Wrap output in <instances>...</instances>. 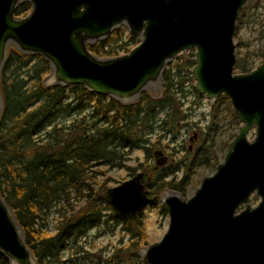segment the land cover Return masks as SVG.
<instances>
[{
  "label": "water",
  "instance_id": "water-1",
  "mask_svg": "<svg viewBox=\"0 0 264 264\" xmlns=\"http://www.w3.org/2000/svg\"><path fill=\"white\" fill-rule=\"evenodd\" d=\"M21 1L0 0V71L13 43L47 61L55 83L126 100L159 78L168 60L195 49V90L209 100L226 95L241 126L222 163L190 199L172 195L162 202L168 228L145 249L143 262L264 264V62L233 73V35L245 0H25L30 12L18 18ZM121 24L131 37H142L135 48L108 59L89 52ZM154 156L156 166L167 161L161 151ZM253 195L259 198L254 207ZM105 198L117 216L134 219L149 203L144 174L107 189ZM0 253L10 264H35L1 196Z\"/></svg>",
  "mask_w": 264,
  "mask_h": 264
},
{
  "label": "trees",
  "instance_id": "trees-1",
  "mask_svg": "<svg viewBox=\"0 0 264 264\" xmlns=\"http://www.w3.org/2000/svg\"><path fill=\"white\" fill-rule=\"evenodd\" d=\"M30 9V4L24 2L17 6L14 15L23 18ZM132 44H137L135 38H123L121 32L114 31L105 40L89 45L88 50L99 59H108L128 54ZM194 65L193 59L188 60L162 74V93L158 98L141 93L135 103L124 105L80 85L47 87V61L39 55L8 51L0 71V196L11 209L35 264H62L60 252L82 232L87 215L99 212L97 202L106 198L105 194L98 195L93 186L102 175L101 168H122L134 149L143 150L146 158H151L155 143H150L148 136L155 130L169 132L181 121L182 105L176 95L182 91L177 87L184 80L182 70ZM236 68L241 73L252 70L240 63ZM67 92L73 95L71 101H67ZM86 96L95 99L93 106L86 103ZM159 114L161 120L157 119ZM203 152L202 158L210 154L209 149ZM177 171L178 167L151 169L154 183L149 184L150 192L158 194L166 188L181 191L179 186L185 185L184 179L178 184L164 181ZM79 202H83V207L73 216V204ZM51 212L56 215L54 234L35 229L36 219ZM116 217L130 234L125 250L131 256L139 249L142 225L140 220L136 222L140 233L134 235L135 218ZM0 264H10L1 253Z\"/></svg>",
  "mask_w": 264,
  "mask_h": 264
},
{
  "label": "rangeland",
  "instance_id": "rangeland-1",
  "mask_svg": "<svg viewBox=\"0 0 264 264\" xmlns=\"http://www.w3.org/2000/svg\"><path fill=\"white\" fill-rule=\"evenodd\" d=\"M24 2L26 1L23 0L18 5ZM235 26L233 43L235 45L236 62L233 73L240 74L241 71L236 68L237 64H246L248 69L254 70L264 62V0H245ZM114 31L121 32L123 38L131 37L128 28L124 24L115 27L110 35ZM133 38L136 39L137 44L130 45L129 48L132 47L131 50L142 39L141 36ZM10 50L24 54L13 43H8L5 58ZM192 59L195 61V49L178 53L176 57L165 63L160 77L148 82L141 93H145L152 98H158L162 93V74L179 65V63ZM191 71L192 69L182 70L184 76H182V73L181 77H184V80L177 87L179 92L180 90L182 91V93L180 92L176 95V97L180 98L178 102L182 105L180 109L181 121L169 132L164 133L160 130H155L148 136L150 143H155L152 148L151 158H146L143 150L134 149L127 156L122 168H101L102 175L96 179V184L93 186L94 191L98 195L103 194L104 196L107 189L129 180L137 173L144 174V188L148 192L149 203L137 215L138 217H135L133 220L134 224H132V228L135 229L134 235L140 233L136 229V222L140 220L142 225L140 234L142 239H139L137 244L139 249L131 256L125 250L130 243V234L124 231V225L117 221L118 219L116 218L118 217H116L106 200L100 199L97 202L99 212L87 215L86 220L83 221L82 232L76 239L70 240L66 244L65 249L60 252L62 264H145L143 262L145 249L149 245L159 242L168 228L169 219L162 209V202L167 197H170L169 195H175L185 201L190 199L200 187L201 182L205 178L211 177L218 165L222 163L228 149L227 144L233 139V136L237 135L241 124L236 120L230 99L226 95L221 94L214 100H209L205 96L200 95L201 98L197 99L195 80ZM56 84L50 68V73L44 79V85L49 87ZM69 93L67 92L69 96L67 101H71L73 97ZM139 95L126 100H115L124 105L132 104L137 101ZM0 98L2 100L1 93ZM94 102L95 99L93 97L86 96V103L89 106H93ZM230 111L234 118L231 117ZM157 119L161 120L162 114H159ZM213 119L214 122L212 124L211 121ZM194 133L198 134V139L191 143L190 139ZM254 135V129H251L247 135L248 141H251ZM157 139H159L158 142H156ZM190 145L192 149L188 150ZM208 149L210 150L209 156L205 154L202 158L203 154L200 155L201 151L204 150L203 153H205ZM154 151H161L164 156L168 157L164 165L156 166ZM197 151H200L199 156L198 154L196 156ZM199 162H205L206 165H199ZM176 167H178V171L165 178L164 181H172L173 184H178L180 180L184 179L185 185L179 186L181 191L177 192L166 188L158 194L150 192L151 187L149 188V184L152 185L154 183V175L152 176L151 169L163 171ZM258 202L259 198L253 195L251 197V206H256ZM73 205V216H75L79 209L83 207V202ZM36 221L35 229L49 235L54 234L56 224L54 212L44 217L41 216Z\"/></svg>",
  "mask_w": 264,
  "mask_h": 264
},
{
  "label": "flooded vegetation",
  "instance_id": "flooded-vegetation-1",
  "mask_svg": "<svg viewBox=\"0 0 264 264\" xmlns=\"http://www.w3.org/2000/svg\"><path fill=\"white\" fill-rule=\"evenodd\" d=\"M194 135H196V138H195V139L193 138V140L191 141V139H192V137H193ZM193 136H192L191 139H190V142H191V143H193V141H195V140L198 139V134H197V133H194ZM191 149H192V146L190 145V146L188 147V150H191ZM163 156H164V155H163ZM165 157H166L167 160H168V157H167V156H165ZM154 159H155V161H156V157H155V156H154Z\"/></svg>",
  "mask_w": 264,
  "mask_h": 264
},
{
  "label": "bare ground",
  "instance_id": "bare-ground-1",
  "mask_svg": "<svg viewBox=\"0 0 264 264\" xmlns=\"http://www.w3.org/2000/svg\"><path fill=\"white\" fill-rule=\"evenodd\" d=\"M169 196H172V195H169Z\"/></svg>",
  "mask_w": 264,
  "mask_h": 264
}]
</instances>
